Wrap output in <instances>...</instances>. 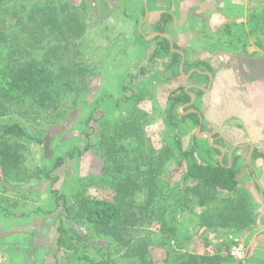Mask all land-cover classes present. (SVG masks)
Segmentation results:
<instances>
[{"label": "rangeland", "instance_id": "1", "mask_svg": "<svg viewBox=\"0 0 264 264\" xmlns=\"http://www.w3.org/2000/svg\"><path fill=\"white\" fill-rule=\"evenodd\" d=\"M35 1L28 0L27 7ZM21 2L0 3V31L19 36L21 31L24 34V30H34L35 24H17L25 11ZM61 2L75 7L69 11L78 13L85 22L78 29L82 35L73 40V45L61 49L65 53L63 62L69 58L84 60L93 67V73L74 75L85 78L88 87L65 93L58 111L49 109L35 117L10 112L0 117V126L18 122L29 133L43 138L42 143L3 138L17 148L20 162L12 171L0 166V264H98L102 256L96 247L102 238L77 215L79 201L82 197L116 201L122 197L117 188L123 187L129 195L126 203L130 208L140 205L146 189L137 183L142 184L149 159L158 168L154 158L165 152L169 159L161 164L164 173L156 182L155 198L159 197L166 208V222L168 227L177 229L179 241L166 236L168 231L161 230V222L145 220L137 235L151 234L147 250L153 264H170L174 246L199 255H220L231 262L234 260L227 252L235 239L245 246L247 258L248 245L241 234L219 235V243L212 245L205 240V233L198 234V228L189 223L198 216L199 209L197 198L187 189L193 186L192 182L182 179L183 166L179 162L183 160L178 145L186 150L193 148L199 162L219 159V155L206 147L204 133L197 138V118L169 117V96L180 88L195 94L191 108L202 116L201 132L212 128L208 123L214 113L230 117L223 126L243 129L245 122L238 117L244 113L242 109H247L246 102L252 104L247 105L250 112L264 122V13L254 12L262 7L248 0H170L166 5L149 4L148 11L153 14L157 10L158 15L162 10L161 13H171V19L166 14L163 20L168 19L164 27L168 25L173 44L183 53L184 66L179 75L180 62L171 65V53L152 57L158 40L147 39L154 33H148L150 23L144 22L138 30L145 18L138 1ZM4 47L0 45L1 77L6 76L16 57ZM39 48L43 47L29 50L28 54L37 58L43 52ZM79 52L83 58L77 56ZM206 72L215 83L210 88L213 89L196 93L199 90L192 85L207 87ZM188 73L192 75L187 77ZM132 94L137 98H130ZM177 111L187 113L182 106ZM123 119L138 125V135L120 137L117 129ZM263 122L253 120L252 125L259 131ZM226 154L222 161L228 163ZM59 158L60 165L54 167ZM108 173L126 177L123 181L114 180ZM241 195L236 190L229 198L236 201ZM216 206L209 204L206 216L226 228L231 226L235 220L230 217L236 209H230L227 203L226 210L218 212ZM59 225H63L60 243Z\"/></svg>", "mask_w": 264, "mask_h": 264}, {"label": "trees", "instance_id": "2", "mask_svg": "<svg viewBox=\"0 0 264 264\" xmlns=\"http://www.w3.org/2000/svg\"><path fill=\"white\" fill-rule=\"evenodd\" d=\"M3 1L5 0H1V2ZM27 1L22 0L20 4L23 8L22 11L24 9L25 11L17 19V24H35L34 30H24V34L21 31L19 36L11 32L0 31V43L5 45L4 48L10 50L11 55L16 54L6 76H0V117L10 112L26 117L27 115L35 117L39 112L49 109L58 111L62 107V96L65 93L73 90L82 91L88 87V81L85 78L79 79L74 75L80 76L83 71L93 73V67L88 66L81 58L79 59V61L82 60L81 62L71 61L70 58L65 63L63 62L65 53L63 54L61 49L73 45V40L83 33L78 30L79 27L82 28L85 25V22L80 20L81 17L78 13L69 11L75 7L63 3L61 0H36L27 7ZM248 2L262 7L259 11L254 12L264 13V0H248ZM5 11L8 12V10ZM163 16H160L158 23L164 26L168 19L164 21ZM16 39L17 42L14 41ZM43 40L46 46L42 44ZM62 43L64 44L61 47ZM38 47H43L39 48L43 49V52L37 58L28 54L29 50H36ZM173 47L178 49L175 45ZM168 53H171L173 57L171 65H177L181 59L180 54L172 51L169 41L165 37H158V47L154 50L152 57ZM77 56H82V54L79 52ZM205 68L210 69L208 65ZM196 93H202V91L199 90ZM134 96L137 95L132 94L130 98ZM190 100L191 96L184 88H180L175 94L169 96V117L177 115L181 120L197 118L193 112L180 114L177 111L178 107L183 106V110L187 112V109L192 107V105L186 106ZM130 121L132 120L123 119L121 126L118 125L117 133L121 135L120 137L130 136L132 133L138 135L135 132L136 129H139L138 125ZM6 136L37 143L43 141L40 134L29 133L18 122L0 126V166L4 171L14 170L20 162L17 148L4 141L3 138ZM178 147L183 160V162H179L180 166H183L182 179L184 182H192L193 186L187 189L197 196L199 206H205L207 203L215 201L217 191H233L235 189L237 171L234 163L228 166L227 162L219 160L208 163L199 162L194 155L193 148L186 150L181 145ZM208 148L218 153V150L211 145H208ZM166 153H158L157 159L154 158L158 161V168H155L150 159L147 162L148 169L142 175L143 177L145 175L144 180L142 178V184L137 183L146 189L143 203L140 205L130 208V205L126 203V198L129 195L123 187L117 188L118 195L122 197L116 201L96 197H82L79 201L77 215L87 225V228L99 233L98 236L102 238L101 244L96 247L102 256L98 264H153L147 250L151 243V234L137 235L138 228L147 219L161 222V230L168 231L166 236L175 242L179 241V234H175L177 229L168 227L166 222L165 217L169 216L166 214V208H163L159 197L158 200L155 198L156 182L164 173L161 164L169 159L165 158ZM68 156L73 157V154L69 153ZM57 161L54 167L60 165L62 159L59 158ZM104 173L107 172L104 170ZM108 174L114 180L119 181H123L126 177L121 174ZM66 212H69L68 207ZM202 220L205 222L204 219ZM239 221L246 223V216L240 214ZM200 224L203 225V222H199ZM218 224L221 223H216L215 226ZM209 225H206V229L210 227ZM57 231V241L60 243L63 239V225H59ZM176 245L178 244L176 243ZM172 249L170 264H239L236 261L230 262L220 255L194 254L184 250L180 251V247L178 249L176 246Z\"/></svg>", "mask_w": 264, "mask_h": 264}, {"label": "crops", "instance_id": "3", "mask_svg": "<svg viewBox=\"0 0 264 264\" xmlns=\"http://www.w3.org/2000/svg\"><path fill=\"white\" fill-rule=\"evenodd\" d=\"M133 1V0H132ZM139 2V6L144 9L145 18L142 20L140 25L138 26V30H141L142 24L144 22L149 25L148 33L154 32L150 36H148V40L157 39L158 37H165L163 35L165 33L170 38V47L172 51L178 52L174 50L173 48V41L170 37V33L167 29L168 25H166V28L163 25H160L158 23V20L161 15L168 14L170 16V12L168 10H165L164 13H161V15H158V10L153 14L149 12L148 5H154L158 3L160 5H166L170 4V0H134ZM167 1V2H166ZM184 1V0H183ZM171 19V16H170ZM163 30V32H161ZM157 36V37H155ZM181 56V55H180ZM182 59V56H181ZM182 63V68L184 66V60L183 62L180 61V64ZM210 65V64H209ZM182 68L179 71V75H182ZM197 73L204 74L205 72H202L200 70H196ZM207 74V72H206ZM192 75L191 73L187 74V77ZM208 80L209 76L207 75ZM216 81V79H215ZM212 77L211 80H209L207 87L204 88L200 85H192L195 89L201 90L203 92H210V89L212 87ZM210 84V86H209ZM215 84V83H214ZM247 105H252L246 102V108L242 109L244 113L242 115H239L238 118L242 119L245 122L244 128L240 129L238 127H231L228 125L223 126L224 122L229 120L230 117L227 116V114H224V117H221V113L219 116L214 113L213 119L210 125L212 128L208 131H202L201 127L202 123L204 122L201 116V126L199 128L200 135L204 133H210L211 138L210 140H214L211 144L210 140L207 139L205 142L206 147L208 148V145H211L213 148L218 150L217 156L219 160L222 161V157L224 153L226 152V160L228 161V166L232 165L234 163L235 169L237 171L236 173V181L237 185L233 191H217L215 194V201L207 203L205 206H199L198 204V198H197V208L199 209L196 214V218H193L191 222V226L196 229L198 228V234L205 233L207 235V238L205 240L211 241L212 245H215L219 243V238H217L219 235L223 234H229L237 236L241 234V237H245V241H247V249L249 251L247 258L241 262L240 264H264V238H262V235H264V125L260 124V130L252 125L253 120L259 121V119L263 122V118H256L254 114H252L248 108ZM220 108L223 110V105L220 106ZM196 111V110H195ZM188 111L187 113H189ZM223 113V111H221ZM194 113V112H193ZM196 114V113H195ZM231 115V113L229 114ZM238 115V114H233ZM197 119L198 115L196 114ZM219 117V118H217ZM264 123V122H263ZM199 125V123H198ZM257 130V131H256ZM207 136V135H206ZM236 137V138H234ZM197 138H201L197 137ZM225 138L227 140H225ZM210 149V148H208ZM213 151V150H211ZM216 152V151H215ZM231 153L229 157V153ZM213 159L210 158L208 162L212 161ZM213 160V161H215ZM224 160V159H223ZM231 161V162H230ZM226 162V161H225ZM230 162V163H229ZM206 163V162H203ZM236 190L240 191L243 195L238 196L236 201H232L229 197H233V194L236 193ZM221 203L222 205L219 206L218 203ZM217 204L215 208L218 212L221 210L225 211L226 209L224 206H227V203L231 205L230 209H236V214L232 215L230 218L234 219L235 221L232 223L231 226H228L227 228L223 226L222 224L214 223L209 217L206 216V212L208 210L209 204ZM246 205V207L244 206ZM242 214L246 216V223H242L239 221V215ZM225 217H228L227 215H224ZM202 219L205 220V223ZM199 222H203V225H199ZM210 224L209 228L206 229V225ZM241 225V226H240ZM221 226V227H219ZM240 227V228H239ZM250 254V255H249Z\"/></svg>", "mask_w": 264, "mask_h": 264}, {"label": "built area", "instance_id": "4", "mask_svg": "<svg viewBox=\"0 0 264 264\" xmlns=\"http://www.w3.org/2000/svg\"><path fill=\"white\" fill-rule=\"evenodd\" d=\"M246 248L245 246L238 241V239H235L232 244L228 247V255L229 257L237 262H243L246 258Z\"/></svg>", "mask_w": 264, "mask_h": 264}, {"label": "water", "instance_id": "5", "mask_svg": "<svg viewBox=\"0 0 264 264\" xmlns=\"http://www.w3.org/2000/svg\"><path fill=\"white\" fill-rule=\"evenodd\" d=\"M147 13V11L145 12V14ZM163 35L164 36H166L169 40H170V38H169V36L168 35H166L165 33H163ZM170 45H171V43H170ZM178 52H179V54H181V56H182V59H181V62H183V53H182V51L181 50H177ZM181 68H182V63L180 64V66H179V69L181 70ZM208 74V76H209V80H211V74L210 73H207ZM209 86H210V84H209ZM190 94V96H191V100H190V102L186 105V106H189V105H192V103L194 102V99H195V94L194 93H189ZM185 106V105H184ZM183 107V106H182ZM189 111L190 112H194V113H196L197 115H198V118H199V125H198V128H197V131H196V136L197 137H200V131H199V128H200V126H201V116H200V114L197 112V111H195L194 109H189ZM206 135H207V139L208 140H210V138H211V134L210 133H206ZM231 153L232 152H230L229 153V157H230V155H231ZM230 166V165H229Z\"/></svg>", "mask_w": 264, "mask_h": 264}, {"label": "flooded vegetation", "instance_id": "6", "mask_svg": "<svg viewBox=\"0 0 264 264\" xmlns=\"http://www.w3.org/2000/svg\"><path fill=\"white\" fill-rule=\"evenodd\" d=\"M161 32H163V31H161ZM168 40V39H167ZM169 41V40H168ZM169 45H170V41H169ZM174 45V44H173ZM157 47V46H156ZM174 50H179V49H175V48H173ZM189 109H190V107L187 109V112L189 111ZM191 109H193V108H191ZM195 110V109H194Z\"/></svg>", "mask_w": 264, "mask_h": 264}]
</instances>
